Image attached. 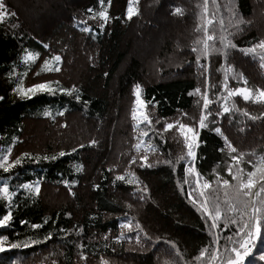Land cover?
<instances>
[{
    "label": "trees",
    "instance_id": "1",
    "mask_svg": "<svg viewBox=\"0 0 264 264\" xmlns=\"http://www.w3.org/2000/svg\"><path fill=\"white\" fill-rule=\"evenodd\" d=\"M3 3L15 16L0 22V155L11 148L10 162L20 158L21 164L10 173L0 170V187L5 182L9 186L12 212L10 226L0 228V236L7 237L6 247H21L0 253V264H209L216 249L226 257L225 248L240 239L235 234L238 225L225 229L221 222L219 229H210L211 221L189 198L191 194L201 200L197 177L186 174L185 168L194 167L201 183L209 181V200L218 196L226 208L217 175L234 185L227 172L230 165L233 172L240 167L246 173L264 156V101L223 99L225 77L229 89L249 86L264 91V50L242 51L264 40V0H207L206 15L205 0H132L137 14L130 20L129 0H103V5L101 0ZM32 7L40 13L48 7L51 12L42 20L29 18ZM176 8L182 14H175ZM102 10L108 13L106 22L97 16ZM207 19L213 21L208 34L215 37L216 48L222 47L221 35L236 47L228 48L226 57H201L205 71L192 48L201 47L196 41L203 40ZM85 27L91 31L85 32ZM137 42H142L144 52L136 56ZM29 52L37 58L25 62ZM57 55L61 70H44V62ZM45 81L75 86L80 100L59 91L30 99L14 91L21 82L30 87ZM137 84L151 124L132 119ZM196 88L201 93L189 95ZM205 90L213 101L207 110ZM225 103L230 112L217 115ZM209 112L208 127L199 129L201 114ZM177 121L199 131L194 160L187 156L176 127L164 131L166 123ZM216 127L235 153L213 131ZM149 146L155 151L145 152ZM61 151L66 155L60 157ZM53 155L55 160L43 159ZM142 155L148 156L151 167L140 166ZM233 156L240 158L239 165ZM79 166L82 170L77 171ZM129 171L139 178V187L115 180ZM36 182L39 194L22 187ZM8 210L9 201L0 198V216ZM129 221L131 231L120 227ZM33 224L42 226L33 229ZM49 233L52 239L31 243L44 241ZM216 235L218 245L212 243ZM229 236L232 241L226 239ZM201 249L207 252L197 260ZM261 252L264 233L245 264H264L258 260Z\"/></svg>",
    "mask_w": 264,
    "mask_h": 264
},
{
    "label": "snow or ice",
    "instance_id": "2",
    "mask_svg": "<svg viewBox=\"0 0 264 264\" xmlns=\"http://www.w3.org/2000/svg\"><path fill=\"white\" fill-rule=\"evenodd\" d=\"M213 3H215V0H213ZM101 5H103V0H101ZM89 12L92 11V9L88 10ZM175 14H182V10L180 8H176ZM204 12L205 15L207 14V0H205V6H204ZM136 9L132 6V0H129V7L127 9V19H131L134 15H136ZM9 16H15V13H9L5 7V4L3 3V0H0V22H3L7 17ZM97 16L102 21H107L109 19L108 13L106 10H102L97 13ZM95 18V17H93ZM242 22V21H241ZM213 21L211 19H207L204 22L203 25V31H204V38L203 40L196 41V44L201 45V47H193L192 51L197 53L196 57V63L199 67L203 68L205 71L207 70L206 65H203L200 63L201 57H203L205 60L208 59L212 54L219 53L221 55L227 56V49L228 48H235L236 45L232 43L230 39H228L227 36L221 35L220 36V44L222 45L221 48L215 47V37L213 35L208 34V25L212 24ZM223 21H221V24ZM101 28H103V24H101ZM85 32L91 31V29L85 27L83 29ZM200 26L197 27V31H200ZM213 43H209V42ZM45 48L48 47L47 44L44 45ZM259 48L261 50H264V40L259 41L258 44L254 45L251 48L244 49L242 51H245L246 53H254L256 49ZM38 54L29 52L25 57V62L34 61L37 58ZM261 59L264 60V56H261ZM61 62V57L59 55L53 56L50 61L44 62V70L46 71H56L59 72L61 69L58 66ZM53 65H56L53 67ZM264 67V65H262ZM227 77H225V83H224V90L227 91V96L223 97L225 101H227L230 97L233 96H240L243 98L244 101L254 100L255 101H264V91H259L258 94H253L251 90L247 88H236V89H229L227 85ZM55 85V86H54ZM16 94L20 95L23 98H31L32 96L36 95L37 93H48V94H55L57 91H59L62 94L66 95H73L75 94V99L77 101L80 100V95L78 94V90L75 86H72L71 88H64L61 87L59 84V81H45L41 83H36L30 87H23L22 82L18 83L16 88L14 89ZM201 89L196 88L194 93H189V95L194 94H200ZM134 96L136 97L134 102V107L132 110V119L134 121H142L146 122L148 124H151V120L149 116L142 111L144 108L145 102L141 98V87L139 84L135 86L134 89ZM2 99V97H0ZM202 100H203V109L207 110L209 108V105L213 103L208 97L207 90L202 94ZM222 111L217 113V115H223L224 113L230 112V108L227 106V103L221 105ZM45 115H50L49 112H45ZM59 115H63V113H59ZM186 115V114H185ZM208 115H211L209 112L207 115L201 114L199 121H198V127L199 129H205L208 127ZM252 119H255V117H252ZM174 127L177 128L180 135L184 139L185 147L187 148V156L191 159L196 158L195 149L199 147V131L193 127L189 126L183 123H180L177 121L174 123H166L164 125V131L167 132L170 129H173ZM215 133L218 135H221L224 139V143L227 146V148L230 150L231 153H235L237 150L235 147H233L226 136H223V133L221 131L220 127H216L213 129ZM143 135H147V133H143ZM91 143H95V141H92ZM83 147V145H81ZM137 150L140 149L141 145L137 144L135 146ZM76 149H73L75 151ZM155 151L154 148L145 149V152L147 151ZM223 151V149H221ZM11 153V148L8 149L6 154L0 155V170L3 171V173H10L16 166L21 164V159L16 158L15 160H12L10 162L9 156ZM60 157H63L66 155L64 151L59 152L58 154ZM24 156H28L30 159L32 157L29 156V154L25 153ZM55 160L57 156L53 155L52 157L44 156V160L48 159ZM184 157H178L177 162L179 160H182ZM35 159H40L39 157H36ZM232 159L236 161V164L239 165L240 158L233 156ZM140 160V166L141 167H151L152 165L148 163V156L142 155L139 157ZM137 158L133 157L131 163H136ZM166 163L171 164V161H165ZM82 170V166H79L77 168V171ZM109 171H112V169H109ZM228 175L231 177L233 181L236 183L230 184L228 179H224L223 177L217 175L216 183L220 185L225 191L224 196L225 199L223 201V204L226 206L222 207L221 203L219 201V197H215L209 200L208 196L206 195L205 190L211 189V183L207 180H205L203 183L200 182V174L195 171L194 167L191 168H185V173H192L197 177V188L199 189V194L201 197V200L197 202V200L192 199L191 194H189V198L192 200V203L195 205L198 203V210L202 212L203 217H207L208 220L211 221L210 229H219L221 222H223V226L225 229H227L230 225H238L236 228V235L240 237L238 241L233 242V245L231 248H225V252L228 253V255L225 257L223 254H221L218 249L214 250L212 252L209 264H215V261L217 259L220 260V264H245V260L247 257L251 256L253 254L254 248H256L257 242L261 239L262 233H264V156H261L259 158V163L256 165H252V170L248 172H244V169L240 167H236L235 172L232 170V166L230 165L227 169ZM130 177V178H129ZM115 180L117 181H123L128 185L135 184L137 187L140 185L139 178L135 176L134 172H127L125 175H117L115 177ZM187 182V181H185ZM67 183V182H65ZM25 189H28L29 191H33L36 194H39L40 186L39 182H36L33 184H25L22 185ZM98 187V186H96ZM229 189L232 190L234 195L232 197H229ZM147 189L145 188L144 191ZM0 198H3L7 201H9V210L0 216V228H6L10 226V223L12 221V212L10 209L11 204V194L9 191V186L5 182L2 187H0ZM143 199V197H140ZM228 213H231L232 215H228ZM237 216H239V221L237 220ZM246 217V219H245ZM47 223V221H45ZM42 225L33 224L31 227L33 229L39 228ZM121 228H127L129 231L132 230L131 222L127 223H121ZM137 228H140V225H136ZM63 231V230H62ZM210 235L213 233L210 231ZM123 235V233L121 234ZM49 239H52L51 233H49L45 238L44 241H36L33 240L32 244H38L45 242ZM107 239V237H105ZM228 241H232V237L229 236L226 238ZM7 241L6 236H0V253L8 251L11 248H19L21 247L20 244H11L8 245V247L5 246V242ZM137 242L139 243V236H137ZM166 243H169L166 241ZM213 244H219V236H214V239L212 241ZM238 246H235L237 245ZM24 247H28L29 244L25 243L23 245ZM173 248H175V244L171 245ZM207 252V249H201L200 256L197 257V260H200L202 257L205 256ZM81 260H85L86 257L81 254L80 256ZM258 260L261 262H264V252H261ZM102 264H107L106 261H102Z\"/></svg>",
    "mask_w": 264,
    "mask_h": 264
},
{
    "label": "rangeland",
    "instance_id": "3",
    "mask_svg": "<svg viewBox=\"0 0 264 264\" xmlns=\"http://www.w3.org/2000/svg\"><path fill=\"white\" fill-rule=\"evenodd\" d=\"M38 7H32V9H30V11H29V13H28V17L29 18H33L34 19V17L36 18V19H44V18H46L47 16H48V14L51 12V10L48 8V7H44L43 9H42V12L40 13L39 11H38ZM37 13V14H36ZM141 43V45H142V42H140ZM154 44V43H153ZM138 42L135 44V46H134V53L136 54V56L138 55V54H143V49L141 48L142 46H141ZM146 58L148 59L149 58V56L148 57H144V59H142V60H146ZM238 88H247V89H249V90H251V92L253 93V94H258V90H255L254 88H252V87H247V86H241V87H238ZM242 98V97H241ZM243 99V98H242ZM251 100V99H250ZM142 111L144 112V108L142 109ZM42 136V135H41Z\"/></svg>",
    "mask_w": 264,
    "mask_h": 264
}]
</instances>
